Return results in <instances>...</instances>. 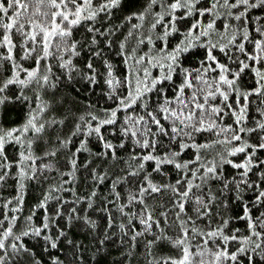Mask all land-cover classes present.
<instances>
[{"label":"snow or ice","instance_id":"snow-or-ice-1","mask_svg":"<svg viewBox=\"0 0 264 264\" xmlns=\"http://www.w3.org/2000/svg\"><path fill=\"white\" fill-rule=\"evenodd\" d=\"M29 238L264 264V0H0V264H46Z\"/></svg>","mask_w":264,"mask_h":264},{"label":"trees","instance_id":"trees-1","mask_svg":"<svg viewBox=\"0 0 264 264\" xmlns=\"http://www.w3.org/2000/svg\"><path fill=\"white\" fill-rule=\"evenodd\" d=\"M99 88H100V86L98 85L97 86V90L94 93H92V94H89L87 89H85L83 91L82 96L85 99L90 97L93 104L97 105V107L103 108V107L106 106L107 102L104 100L103 96L101 95V92H100ZM9 118L12 119L13 121L20 122V120L22 119V115H20L19 118H18V114L13 112V113H10V117ZM9 151L11 152L12 149L9 148ZM11 187H12V183L9 182L8 188L10 189ZM38 191H39V189L35 188V187L29 189V195H28V197L26 199L25 212H27L28 207L31 205V203L34 202L33 197L38 194ZM70 235L74 239H77V240L84 239L85 230H84L83 225L74 226L72 228V232L70 233ZM89 240H90V237H89ZM29 243H30V245L31 244H36L37 254L41 255L42 259L47 264L49 253H43L42 250H41L40 245L36 241H32L31 238H29ZM65 243L66 242H62L61 243V247L62 248L65 246ZM49 251L52 254H58L59 253V249L55 250L54 252L52 250H49ZM122 251H123V248L118 243H114L111 246V249L108 251V253H107L106 257H105V261L107 262V264H112V261H116V264H119V262H120V253ZM140 251H142V248L137 252V256L138 257L140 256ZM157 254L170 255V254H173V252L170 250V246L169 247H159V248H157ZM125 259H127V257H125ZM105 261H101V264H105ZM133 264H137V261H133ZM139 264H143V259L142 258L139 259Z\"/></svg>","mask_w":264,"mask_h":264}]
</instances>
